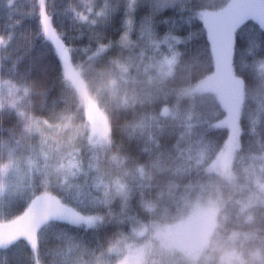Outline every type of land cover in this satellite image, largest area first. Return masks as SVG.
I'll return each instance as SVG.
<instances>
[{
	"label": "trees",
	"instance_id": "16d2710c",
	"mask_svg": "<svg viewBox=\"0 0 264 264\" xmlns=\"http://www.w3.org/2000/svg\"><path fill=\"white\" fill-rule=\"evenodd\" d=\"M83 1L87 0H32L20 11L8 13L0 9V37L8 40L0 49V80L23 90L20 111L0 106V164L6 163L4 145L21 153L29 143V137H24L26 118L51 126L68 123L64 130L42 132L43 137L53 138L49 166L40 173L34 168L31 182L21 186L17 197L0 202L1 215L21 218L28 213L31 200L45 193L66 202L78 199L82 192L93 191V177L97 174L107 181L118 179L126 186L125 198L116 196L114 202L106 204L96 225L63 220L41 224V264H109L110 248L131 230L135 219L172 221L183 201L198 198L199 183H205L209 173L203 166L191 172L182 168V157L191 154L192 159L198 146L205 143L213 158L229 136L227 128L215 125L225 116L215 95L188 93L215 70L214 53L198 13L222 8L228 0H188L185 6L164 9H158L151 0H96L95 7L106 6L107 11L98 18L89 12V20L83 18L85 13L75 10ZM42 5L70 49L72 62L108 115L110 143L93 161L90 156L94 147L85 130L88 122L82 104L42 30ZM144 20L150 21L161 37L176 39L179 57L173 74L146 84L130 95L127 104L119 103L109 93L97 95L95 90L106 81L115 62L138 52L134 35L137 23ZM263 63L264 28L247 21L236 32L232 58L233 76L241 79L245 94L242 156L264 148V117L255 122L263 110ZM235 78H230L229 86ZM54 157L55 164H63V169L53 170ZM138 170L146 174L140 186L130 181ZM228 188V182L223 181V201L219 204L228 200ZM216 231L230 236L222 226ZM234 231L238 238H264V207L253 211L250 224L235 225ZM0 264H35L28 241L19 239L0 245Z\"/></svg>",
	"mask_w": 264,
	"mask_h": 264
},
{
	"label": "rangeland",
	"instance_id": "374dc122",
	"mask_svg": "<svg viewBox=\"0 0 264 264\" xmlns=\"http://www.w3.org/2000/svg\"><path fill=\"white\" fill-rule=\"evenodd\" d=\"M151 1L158 9L185 6L188 2ZM31 2L32 0H0V9L12 13L20 11ZM95 4L96 0L83 1L75 10L85 13L86 17L83 18L86 20H89L91 12L98 18L107 8H96ZM198 14L211 43L215 70L191 87L188 93L208 92L215 95L225 110L224 118L216 121L215 125L227 128L229 136L213 158L205 143L198 146L192 159L189 158L191 154L182 157V168L187 167L191 172L203 166L209 173L205 183H199L201 187L197 191L198 198L190 202L183 201V207L178 215L171 218L172 221L142 222L135 219L131 230L124 233L110 248L109 264H149L150 260H164L165 253L178 254L187 264H264V238L253 241L250 238H238L235 235L238 232L234 231L235 225L243 227L250 224L253 211L264 207V148L249 156L240 154L245 94L241 79L233 76L232 66L235 36L239 27L247 21H255L264 28V0H228L222 8L203 9ZM40 18L45 37L54 46L65 77L82 104L88 122L85 130L88 132L89 143L94 147L90 156L93 161L110 143L108 115L90 90L81 71L72 62L71 51L56 31L44 5L40 9ZM6 41L7 38L0 37V49L5 46ZM134 41L138 52L125 61L115 62L106 74V81L95 90L97 95L109 93L116 96L119 103L127 104L130 95L146 87V84L155 79L164 80L173 74L179 57L176 39L161 37L153 24L144 20L136 25ZM260 68L264 77V63ZM231 77H236L238 81L235 78L234 85L229 86ZM22 91V88L0 80V106L19 110ZM262 105L263 110L256 115L255 122L264 117V102ZM67 126L68 123L51 126L33 118L25 119L24 137H29L30 141L23 147V152L18 153L10 145L3 146L6 163L0 164V202L17 197L21 186L31 182L34 168L39 173L48 168V152L52 148L53 138L43 137L42 132L64 130ZM55 160L54 157L53 170L63 169V164L59 166L55 164ZM44 175L49 177L48 173ZM145 177V171L138 170L130 181L140 186ZM223 181L228 182L231 194L227 191V203L219 204L223 201L220 190ZM92 184L93 191L88 190L86 194L82 192L78 199L67 202L49 193L38 195L31 200L28 213L21 218L9 219L0 213V223L6 224L0 226V245L19 239L26 240L33 252L35 264H41L38 258V230L41 224L49 220H63L93 226L102 219L101 210L106 204L116 196L125 198V183L118 179L107 181L97 174L93 177ZM202 220H206L207 224L200 237L195 234L199 231ZM228 222L232 227L226 224ZM212 224L214 226L211 228ZM221 226L230 231V236L216 231ZM9 229L14 232L8 231ZM186 234H189V239H185ZM252 242H256L255 245ZM172 258L175 259L176 256Z\"/></svg>",
	"mask_w": 264,
	"mask_h": 264
},
{
	"label": "clouds",
	"instance_id": "9594fccd",
	"mask_svg": "<svg viewBox=\"0 0 264 264\" xmlns=\"http://www.w3.org/2000/svg\"><path fill=\"white\" fill-rule=\"evenodd\" d=\"M209 255L211 254V252L208 253ZM165 259L164 260H150L149 264H187L186 261L182 260L178 254H174V253H165ZM176 256L175 259H173L172 257Z\"/></svg>",
	"mask_w": 264,
	"mask_h": 264
},
{
	"label": "flooded vegetation",
	"instance_id": "af4514ba",
	"mask_svg": "<svg viewBox=\"0 0 264 264\" xmlns=\"http://www.w3.org/2000/svg\"><path fill=\"white\" fill-rule=\"evenodd\" d=\"M213 226H214V224H213ZM205 228H206V225L202 226V227L199 229V231H197V234H195V232H194V234H195V235H200V233L203 232ZM211 228H212V227H211ZM189 238H190V237H189V234H186L185 239H189ZM200 241H201V239H200Z\"/></svg>",
	"mask_w": 264,
	"mask_h": 264
},
{
	"label": "water",
	"instance_id": "95a60500",
	"mask_svg": "<svg viewBox=\"0 0 264 264\" xmlns=\"http://www.w3.org/2000/svg\"><path fill=\"white\" fill-rule=\"evenodd\" d=\"M206 224H207V221H206V220H203L199 226H200V228H201L202 226H204V225H206Z\"/></svg>",
	"mask_w": 264,
	"mask_h": 264
}]
</instances>
